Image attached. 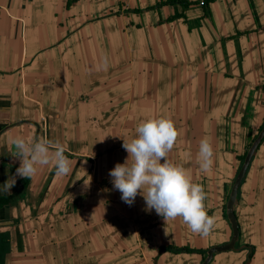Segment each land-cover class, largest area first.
I'll use <instances>...</instances> for the list:
<instances>
[{"label": "crops", "instance_id": "0c3cea01", "mask_svg": "<svg viewBox=\"0 0 264 264\" xmlns=\"http://www.w3.org/2000/svg\"><path fill=\"white\" fill-rule=\"evenodd\" d=\"M160 115L179 132L169 158L203 186L215 217L207 237L113 188L123 139ZM263 122L264 0H0V186L19 166L14 135L59 142L73 162L68 176L49 165L0 191V264H200L230 238L226 198ZM233 215L247 247L208 264H264V136Z\"/></svg>", "mask_w": 264, "mask_h": 264}, {"label": "clouds", "instance_id": "9594fccd", "mask_svg": "<svg viewBox=\"0 0 264 264\" xmlns=\"http://www.w3.org/2000/svg\"><path fill=\"white\" fill-rule=\"evenodd\" d=\"M108 66L103 58L101 68ZM179 132L168 115L151 116L140 122L122 147L127 156L109 170L113 188L121 193V200L132 205L140 195L145 211L155 210L164 221L182 218L192 233L207 237L216 220L206 210L203 186L193 182L191 171L169 158ZM105 136L100 139L103 141ZM13 157L19 161L14 173L0 186V191L11 192L17 178L29 179L51 165L57 177L71 174L73 162L65 155L66 148L46 137L14 135L10 137ZM198 164L201 172L214 164V148L210 138L200 141Z\"/></svg>", "mask_w": 264, "mask_h": 264}, {"label": "water", "instance_id": "95a60500", "mask_svg": "<svg viewBox=\"0 0 264 264\" xmlns=\"http://www.w3.org/2000/svg\"><path fill=\"white\" fill-rule=\"evenodd\" d=\"M264 136V122L262 124V126L260 127V129L258 130V132L255 134V136L253 137V139L251 140V142L249 143L244 156L242 158V161L240 163V166L237 170V173L235 174L233 181L231 183L227 198H226V202H225V206H224V216L229 224V228H230V238L227 242L220 244V245H216V246H211L209 247L204 254L203 259L201 260L200 264H208L209 261L211 260V257L213 254L215 253H219V252H223V251H235L238 250L240 248H246L247 246H237L238 243V229H237V224L233 215V206L235 203V199H236V194H237V188L244 176L245 170L247 168V165L250 161V158L253 154V152L255 151V149L257 148L260 140L263 138ZM9 223L8 221H3L0 222V224H6ZM248 249V248H247Z\"/></svg>", "mask_w": 264, "mask_h": 264}, {"label": "built area", "instance_id": "2783aa9c", "mask_svg": "<svg viewBox=\"0 0 264 264\" xmlns=\"http://www.w3.org/2000/svg\"><path fill=\"white\" fill-rule=\"evenodd\" d=\"M199 3L201 4V3H202V1H199Z\"/></svg>", "mask_w": 264, "mask_h": 264}]
</instances>
